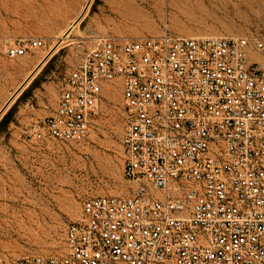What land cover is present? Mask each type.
I'll list each match as a JSON object with an SVG mask.
<instances>
[{"label":"built area","instance_id":"obj_1","mask_svg":"<svg viewBox=\"0 0 264 264\" xmlns=\"http://www.w3.org/2000/svg\"><path fill=\"white\" fill-rule=\"evenodd\" d=\"M45 46L24 38L5 52ZM107 88L124 102L133 193L85 200L62 255L12 264H264V39H98L25 138L85 141Z\"/></svg>","mask_w":264,"mask_h":264},{"label":"rangeland","instance_id":"obj_2","mask_svg":"<svg viewBox=\"0 0 264 264\" xmlns=\"http://www.w3.org/2000/svg\"><path fill=\"white\" fill-rule=\"evenodd\" d=\"M166 31L264 39V0H0V111L11 101L0 122L12 111L0 129V258L7 264L62 255L66 231L82 215L85 200L133 193L134 184L123 175L124 102L118 88L105 90L83 142H37L24 133L53 113L65 76L96 40L121 42ZM24 38L43 39L46 46L9 58L6 46ZM45 54V64L19 93Z\"/></svg>","mask_w":264,"mask_h":264},{"label":"bare ground","instance_id":"obj_3","mask_svg":"<svg viewBox=\"0 0 264 264\" xmlns=\"http://www.w3.org/2000/svg\"><path fill=\"white\" fill-rule=\"evenodd\" d=\"M88 7V6H87ZM79 20L80 19H77V21H75L71 26H70V28L68 29V31L64 34V37H61L60 38V40H59V42H62V41H64L65 39H67L68 38V34L73 30V29H75V27H77L78 26V24H79ZM56 47L58 46V44L57 45H55ZM53 47V48H51V50L53 51L56 47ZM51 51V52H52ZM48 52V51H47ZM47 54H49V53H47ZM50 56V55H49ZM45 59H46V54L44 55V56H42L41 58H39V60H38V64H37V66H36V69L33 71V72H31V74L29 75V77H28V79L26 80V82L24 83V85L22 86V87H20L21 89H20V91H19V93L26 87V86H28V84H30V82L33 80V78L36 76V74L40 71V69L42 68V66L45 64ZM16 69V68H15ZM18 93V94H19ZM16 94V93H15ZM17 94V95H18ZM16 95V96H17ZM10 105V104H9ZM1 112V111H0Z\"/></svg>","mask_w":264,"mask_h":264},{"label":"trees","instance_id":"obj_4","mask_svg":"<svg viewBox=\"0 0 264 264\" xmlns=\"http://www.w3.org/2000/svg\"><path fill=\"white\" fill-rule=\"evenodd\" d=\"M11 112L12 111H10L2 120H1V122H0V129L2 128V127H4L8 122H9V118H10V116H11Z\"/></svg>","mask_w":264,"mask_h":264},{"label":"water","instance_id":"obj_5","mask_svg":"<svg viewBox=\"0 0 264 264\" xmlns=\"http://www.w3.org/2000/svg\"><path fill=\"white\" fill-rule=\"evenodd\" d=\"M48 58V57H47ZM47 58L45 59V61L47 60ZM11 102V101H10ZM10 102L6 105V107L1 111L0 113V117L2 116V114L4 113V111L6 110V108L8 107V105L10 104Z\"/></svg>","mask_w":264,"mask_h":264}]
</instances>
